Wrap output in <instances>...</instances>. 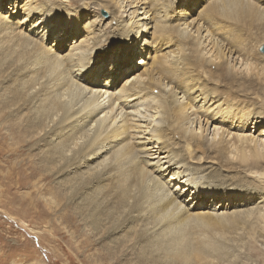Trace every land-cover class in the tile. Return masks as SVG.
<instances>
[{
  "label": "rangeland",
  "instance_id": "374dc122",
  "mask_svg": "<svg viewBox=\"0 0 264 264\" xmlns=\"http://www.w3.org/2000/svg\"><path fill=\"white\" fill-rule=\"evenodd\" d=\"M58 1L65 3L67 0ZM68 1L76 7L82 6L83 18L79 24L89 23V28L95 30L96 36L104 44L102 50H110V53H104V57L95 60L96 68L106 70L112 62L109 70H113L114 75L117 70L114 69L113 62L117 60L118 66L121 63L116 58L117 53L122 55L125 50L127 53V49L119 51L114 39L118 31L117 19L122 15L126 19L127 16L124 12L125 3L120 9L113 4L115 0ZM146 2L151 6L158 25L172 23L162 16V11L177 13L184 5L185 11L192 6L194 10L199 9L194 16L203 24H209L216 38L222 42L229 40L228 43L233 41L244 44L241 48L239 45V48L245 53L246 65L240 69L239 76L241 80H251L256 86L250 84L231 88L234 80L231 77L227 78L224 86L217 78L210 82L203 80V83L208 87L221 86L224 95H227V89H232V102L236 106L247 113L252 112L255 118L264 117V53L260 51V45L264 43V19L259 10V6L264 5V0H252L251 8L248 5L243 9L236 3L232 8L222 10L217 7L210 12L205 6H200L202 0ZM30 3L35 1L1 0L0 18L5 17L7 23L13 20L21 26L20 22L27 13L25 9ZM203 4L206 5L205 2ZM161 20L163 22L159 23ZM30 27L27 26L28 30L23 31L31 32L43 40L42 36L46 31H42V28L37 30L36 27L33 31ZM60 33L61 30L52 32L44 43L49 48L59 45V51L63 50L64 53L82 35L77 38L70 35L65 50L60 49L65 38L56 41L61 36ZM158 35L155 36L157 40L161 37ZM84 37L85 35L82 38ZM16 38L6 37L0 27V264H264V241L256 234L258 226L248 219L243 218L242 221L239 219L241 216L237 219L234 214H231L232 217L227 215V218L205 216L199 223L192 222L187 229L181 230L172 227L173 224L168 222L170 219L158 223L155 215L138 214L141 206L136 204L137 197L133 198L135 193L131 191V187L136 186L137 176V171L132 169L135 149L130 143L119 147L127 140L108 154L89 160L87 165L72 164L68 171L56 175L58 167L55 168V150L59 148L54 147L57 143H54L55 137L52 136L51 139L46 135L51 133L60 114H47V108L56 106L53 105V100L57 97L47 99L46 93L53 86L52 77L56 78L53 74L63 72V68L49 69L47 59L37 55L31 50L32 47L27 49L25 40ZM150 41L153 43L152 39ZM171 48L179 50L181 46L175 44ZM153 50L158 51L157 47ZM167 51L172 50L167 48ZM161 56L160 52L159 58ZM138 57L123 64L122 69L133 68V61ZM140 69L143 70L144 67ZM219 71L220 69L216 75ZM121 79L123 77L119 75L118 81ZM240 121L239 118L234 123L231 120L222 127L230 132L228 136L227 133L225 135L226 142L230 141L226 145V148L229 146L227 151L234 149L235 145L232 143L236 139L232 140L233 134L242 133L244 128L247 134H254L258 139L264 138V121L257 126L248 124L246 127L243 122L239 125ZM28 122H34V125L21 136L17 134L18 129L13 130ZM214 127L215 124L210 127L212 134ZM212 134L210 139L213 138ZM172 147L182 153L184 163L192 167L210 166L209 173L228 176V179L231 178L228 183H235L244 176L246 180L250 179L249 182L257 181L258 187L255 184H249L248 188L242 187H254L253 191L259 188L256 191L258 196H264V158L260 160L262 164L259 167H248V162H241L239 159L230 162L227 157H233L234 154L230 152L227 155L224 150L221 153L213 150L205 153L192 147L188 149L180 141L172 142L170 148ZM104 157H109L105 166L96 172L89 171L91 166ZM118 167H123L124 170L114 174L113 171ZM107 173L111 176L103 179L102 176ZM225 181L226 178L223 182ZM239 189L242 188L237 190ZM262 199L254 198V201H248L242 208L261 207L264 204ZM208 200L205 202L210 204L208 206L220 202ZM102 208L104 212L100 214L99 209ZM230 209L227 208V211ZM115 227L119 229L114 230Z\"/></svg>",
  "mask_w": 264,
  "mask_h": 264
},
{
  "label": "bare ground",
  "instance_id": "6f19581e",
  "mask_svg": "<svg viewBox=\"0 0 264 264\" xmlns=\"http://www.w3.org/2000/svg\"><path fill=\"white\" fill-rule=\"evenodd\" d=\"M34 1L35 3L27 5V13L20 22L21 26L13 20L7 23L3 17L0 18V27L6 37L25 40L27 49L32 47L31 50L37 55L47 59L49 69L63 68V72L53 74L56 78L52 77L53 86L46 93L47 99L57 97L53 100V105L56 106L47 108V114H60L51 133L46 135L51 139L55 137L53 139L54 143L57 141V146L54 147L59 148L55 150V168L58 167L56 175L68 171L72 164L87 165L89 160L108 154L127 140L119 147L130 143L135 149L132 169L137 171V176L136 186H132L131 191L135 193L133 198L137 197L136 204L141 206L138 214L155 215L158 223L170 219L168 222L173 224L172 227L181 230L187 229L192 222L199 223L205 216L227 218V215L234 214L236 219L241 216L239 219L242 221L243 218L253 221L258 226L257 236L264 241V204L261 207L242 208L248 201H254L258 197L263 198L264 203V196L260 197L256 192L259 188L254 191V187L247 189L249 184L257 186V181L249 182L250 179L247 177L249 181L246 180L243 175L237 182L228 183L231 180L228 176L209 173L210 166H189L183 162L185 159L181 157L180 151L170 148L172 142L180 141L188 149L192 147L205 153L211 150L221 153L224 150L228 155L231 152L234 156L227 157L230 162L239 159L241 162H248V167H259L262 164L260 160L264 158V138L258 139L254 134H247L244 127L248 124L257 126L264 121V117L258 115L259 118H255L252 112L247 113L236 106L232 102V89H227L228 93L224 95L221 86L208 87L203 83V80L210 82L217 78L224 86L227 78L231 77L234 79L231 88L250 84L256 86L251 80H241L239 76L240 69L246 65L245 53L240 49L244 44L233 41L228 43L229 40L222 42L216 38L210 25L203 24L194 16L199 9L194 10L192 6L185 11L184 5L180 13L162 11V16L173 24L166 21V25H158L146 0H115L113 4L120 9L125 3L124 12L127 16L126 19L123 15L117 19L118 31L114 39L119 51L127 49V53L126 50L122 55L117 53L116 58L121 63L118 66L117 60L113 62L114 69L117 70L113 75V70H109L112 62L106 70L104 67L102 71L96 68L95 60L104 53H110V50H102L104 44L96 36L95 30L89 28V23L79 24L83 18L82 6L76 7L68 0L65 3L58 0ZM253 2L202 0L200 6H205L210 12L217 7L222 10L232 8L236 3L245 9ZM259 10L264 19V5L259 6ZM161 22L163 20L159 21ZM27 26H31L30 30L36 27L37 30L42 28V31H46L42 36L43 40L31 32H24L23 29L28 30ZM58 30L62 34L56 41L65 38L60 49L66 50L70 35L73 34L76 38L82 35L64 53L63 50L59 51V45L49 48L44 43L47 36ZM157 34L159 37L161 35L159 40L155 37ZM175 44L181 48L173 50L171 47ZM18 45L21 46L19 43ZM156 47L157 52L153 50ZM167 48L174 53L167 51ZM136 56L139 57L132 65L135 69L123 70V64L132 62ZM142 67L143 70L140 69ZM219 69V74L216 75ZM119 75L123 80L118 81ZM238 118L241 120L239 125L243 122L244 129L242 133L233 134L232 140L236 139L232 143L235 145L234 149L227 151L229 146L226 148V145L230 141L226 142L225 135L227 133L228 136L230 132L222 127L231 120L234 123ZM213 124L215 127L212 134L210 127ZM33 125L34 122H28L13 130L18 129L17 134L21 136ZM242 127H239L240 130ZM108 160L109 157H104L91 166L89 171H98ZM122 170L123 167H118L113 172L115 174ZM108 173L102 178L111 176ZM225 178L226 181L223 182ZM242 186L247 188L243 189ZM240 187L242 192L237 190ZM208 199L220 202L208 206L209 203H205ZM243 199L245 200L242 201ZM227 208L231 209L227 211ZM103 212V208L99 209L100 214ZM98 225L100 227L99 222ZM117 229L119 227L114 228Z\"/></svg>",
  "mask_w": 264,
  "mask_h": 264
},
{
  "label": "water",
  "instance_id": "95a60500",
  "mask_svg": "<svg viewBox=\"0 0 264 264\" xmlns=\"http://www.w3.org/2000/svg\"><path fill=\"white\" fill-rule=\"evenodd\" d=\"M260 51L264 53V44H262V46L260 47Z\"/></svg>",
  "mask_w": 264,
  "mask_h": 264
}]
</instances>
